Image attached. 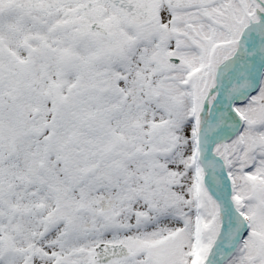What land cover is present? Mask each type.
Segmentation results:
<instances>
[{"label": "snow or ice", "instance_id": "6c2138e0", "mask_svg": "<svg viewBox=\"0 0 264 264\" xmlns=\"http://www.w3.org/2000/svg\"><path fill=\"white\" fill-rule=\"evenodd\" d=\"M0 264H264V0H0Z\"/></svg>", "mask_w": 264, "mask_h": 264}]
</instances>
